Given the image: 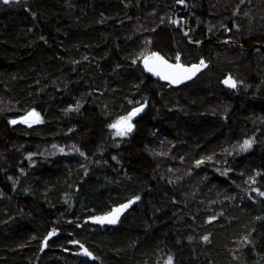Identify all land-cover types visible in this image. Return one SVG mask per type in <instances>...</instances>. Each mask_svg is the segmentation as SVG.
I'll return each instance as SVG.
<instances>
[{"label":"trees","instance_id":"obj_1","mask_svg":"<svg viewBox=\"0 0 264 264\" xmlns=\"http://www.w3.org/2000/svg\"><path fill=\"white\" fill-rule=\"evenodd\" d=\"M176 2L0 0V264H264V0H187L200 46L177 25L156 29L152 51L169 58L176 40L186 62H208L173 87L132 61L137 29ZM229 74L236 89L221 83ZM145 100L134 130L115 137L107 125ZM31 108L42 124L8 123ZM245 139L252 147L234 150ZM137 195L119 226L86 222Z\"/></svg>","mask_w":264,"mask_h":264},{"label":"snow or ice","instance_id":"obj_2","mask_svg":"<svg viewBox=\"0 0 264 264\" xmlns=\"http://www.w3.org/2000/svg\"><path fill=\"white\" fill-rule=\"evenodd\" d=\"M9 2L10 0H3L4 4H9ZM241 2H243V0H241ZM177 3L182 4L184 3V0H177ZM171 23L178 24L180 23V21L173 19L171 20ZM185 35L187 36V33H185ZM146 43L150 44L151 41H146ZM85 59H87V57H85ZM137 60L142 62L144 71H146L147 73H151L156 77H159L161 80L166 81L169 85H180L186 81H190L208 66L203 58H201L198 63L185 64L182 62L181 54L179 52H177L175 57L173 58L174 62L165 58V56L158 51L147 50L142 51L136 59H133L132 63L136 64ZM221 83L231 89H236L238 84L242 83V81H237L229 74L225 79L221 81ZM129 103L131 104L132 101H129ZM146 105V100L143 103H139V106L132 107L131 110L125 115L118 116L113 122L109 123L107 127L112 130V134L115 137L123 138L128 136L135 127V125L133 124L134 118L144 111ZM81 107V103L77 101L74 105H69V107L65 109V114L73 111L79 112ZM43 122L44 121L41 113L35 108L28 109L23 115H20L18 118L10 119L8 121V123L11 125L24 124L28 127L42 124ZM253 142L254 141L252 139H245L242 143L234 146V150H238L239 152H246L252 147ZM52 147L55 149L58 146L53 145ZM72 147L73 150L79 152L81 156H85V153L76 148L75 145H73ZM58 151L64 152V148H58ZM33 155V153H29L28 159L31 160ZM113 159H116V157H113ZM212 159V156L197 159L195 161V166L200 167L206 161H211ZM21 171H23V169H21ZM217 171H219V169H217ZM227 172L228 170H225L221 173V175H227ZM9 179H11V177H9ZM249 179L252 183H255L254 178L250 177ZM254 191H256L260 196H264V191H260L259 189H254ZM139 200L140 196H134L128 199L126 203H121L118 206L112 207L111 210L106 212L105 214L90 216L89 219L99 224L107 223L110 225H114L119 221L121 215ZM210 219H214V217ZM57 231L58 230L56 228H53L47 233V235L43 237L41 241V251H43L44 248L48 247L49 240L57 235ZM33 239H35V237H33ZM203 239L207 241L208 237L205 236L203 237ZM69 243L79 245L81 255L90 257L92 259H97V257H95L93 253L89 251L87 247H85L84 244L80 243V241L70 240ZM65 250L67 251V249ZM165 264H173V257L168 256Z\"/></svg>","mask_w":264,"mask_h":264},{"label":"rangeland","instance_id":"obj_3","mask_svg":"<svg viewBox=\"0 0 264 264\" xmlns=\"http://www.w3.org/2000/svg\"><path fill=\"white\" fill-rule=\"evenodd\" d=\"M12 6H16V5H12ZM160 10V11H159ZM152 15L155 16L156 20L152 21V22H149L150 20H147L148 23L147 25H145L143 23V28L142 29H137V31L141 34L143 40H144V48H143V51L147 50V51H152L151 49V46H152V41H153V32L158 29L159 27H166V28H169L171 30H173V32L175 31H178V28L180 27H176L175 24H172L171 23V20L174 19V13H171V11H169V8H162V9H155V11H152L151 12ZM189 20H191V17L194 18V15L191 14L189 15ZM163 21V22H161ZM187 23H188V26L190 25V23L188 22V18H187ZM197 23L200 24L201 23V20H197ZM215 24V25H214ZM214 24H210L209 26H211L210 28H214V31H217L219 28L223 27V23H214ZM149 28V29H148ZM199 28V26H195L194 27V30L197 31ZM241 30V28H237V31L239 32ZM146 41H151V43H146ZM179 52L181 54V59H182V62L185 63V64H191L189 62H186V60L183 59V53H181V49H180V46L178 45V43L176 42L175 40V47L174 49L171 51V53H167L168 57L171 59H173L176 55V53ZM168 58V59H169ZM173 61V60H172ZM193 63H197V62H193ZM3 109V111L7 110V108H5L4 104L3 105H0V109Z\"/></svg>","mask_w":264,"mask_h":264},{"label":"water","instance_id":"obj_4","mask_svg":"<svg viewBox=\"0 0 264 264\" xmlns=\"http://www.w3.org/2000/svg\"><path fill=\"white\" fill-rule=\"evenodd\" d=\"M3 1V0H2ZM17 1H21V0H10V2L9 3H13V2H17ZM23 1H30V0H23ZM176 6H180L181 7V10H177L176 11V13H175V16H174V19H176V20H179L180 21V23H178V24H175V25H179V24H181V30H182V32H183V35H184V37L192 44V45H195V46H200V45H202L203 44V40H201V41H197V42H199V43H197V42H195V41H192L190 38H189V33H188V30H187V28H186V18L185 17H183L182 15H185V14H187L188 13V11H189V6H188V3H187V0H184V3H182V4H180V3H177L176 2ZM185 33H187V36L185 35ZM231 40H225L224 42H230ZM218 43H221V42H218ZM159 52V51H158ZM161 53V52H160ZM162 55H164L163 53H161ZM165 56V55H164ZM165 58H167L166 56H165ZM168 59V58H167ZM204 60H205V62H206V59L205 58H203ZM170 60V59H169ZM170 61H172V60H170ZM174 62V61H173ZM198 63V62H197ZM207 63V65H208V62H206ZM141 65H142V62H141ZM208 67V66H207ZM142 68H143V65H142ZM203 70H205V69H203ZM202 70V71H203ZM201 71V72H202ZM146 72V71H145ZM200 72V73H201ZM200 73H198L192 80H190V81H186V82H184V83H182V84H180V85H170V86H173V87H179V86H181V85H184V84H186V83H189V82H191V81H193ZM146 74L148 75V76H150L151 78H153V79H155V80H159V81H161V82H164V83H167L166 81H163V80H161L159 77H156L155 75H152L151 73H147L146 72ZM231 76H232V74H230ZM227 77V76H226ZM225 77V78H226ZM233 77V76H232ZM224 78V79H225ZM234 78V77H233ZM235 79V78H234ZM168 84V83H167ZM223 86H225L224 84H222ZM225 87H227V86H225ZM148 108V105H146V107H145V109H144V111L142 112V113H144L145 111H146V109ZM141 113V114H142ZM127 201H125V202H122V203H126ZM119 204H121V203H119ZM119 204H117V205H115V206H118ZM134 205V204H133ZM132 205V206H133ZM115 206H113V207H115ZM131 206V207H132ZM131 207L129 208V209H127L122 215H121V217H120V219H119V221L116 223V224H114V225H110V224H107V223H105V224H99V223H97V222H94V221H92V220H90L89 219V217L88 218H86V222H90V223H93V224H95V225H100V226H110V227H117V226H119L121 223H122V219H123V217L126 215V213L131 209ZM111 210V209H110ZM109 210V211H110ZM108 212V211H107ZM106 213V212H105ZM105 213H102V214H97V215H103V214H105ZM92 216H96V215H92ZM53 238V237H52ZM51 238V239H52ZM83 244V243H82ZM71 246H79V245H77V244H71ZM85 247H87V246H85ZM88 248V247H87ZM89 249V248H88ZM89 251H91L90 249H89ZM92 252V251H91ZM93 253V252H92ZM73 254L74 255H76V256H78V257H84V258H88V259H90V260H94V259H92V258H90V257H86V256H83V255H81L80 254V248L78 249V250H76V251H74L73 252ZM93 255L95 256V254L93 253ZM96 257V256H95Z\"/></svg>","mask_w":264,"mask_h":264},{"label":"bare ground","instance_id":"obj_5","mask_svg":"<svg viewBox=\"0 0 264 264\" xmlns=\"http://www.w3.org/2000/svg\"><path fill=\"white\" fill-rule=\"evenodd\" d=\"M188 3V2H187ZM189 6V5H188ZM225 40H231L230 42H224ZM218 42H221V43H218V44H227V43H231V42H234V43H237V41L233 40L232 38H228V39H224V40H220ZM104 227V226H103Z\"/></svg>","mask_w":264,"mask_h":264},{"label":"flooded vegetation","instance_id":"obj_6","mask_svg":"<svg viewBox=\"0 0 264 264\" xmlns=\"http://www.w3.org/2000/svg\"><path fill=\"white\" fill-rule=\"evenodd\" d=\"M181 9V7L180 6H177L176 8H175V11H177V10H180ZM176 13V12H175ZM175 16V15H174ZM74 247H77V246H74ZM76 249V248H75ZM79 249V246H78V248L76 249V250H78ZM76 250H73L72 251V253L74 252V251H76Z\"/></svg>","mask_w":264,"mask_h":264}]
</instances>
